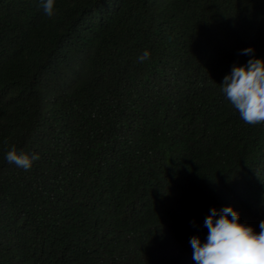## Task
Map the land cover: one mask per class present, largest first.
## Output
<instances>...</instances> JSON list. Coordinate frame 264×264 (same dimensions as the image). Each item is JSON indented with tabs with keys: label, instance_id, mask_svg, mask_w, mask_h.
<instances>
[{
	"label": "trees",
	"instance_id": "16d2710c",
	"mask_svg": "<svg viewBox=\"0 0 264 264\" xmlns=\"http://www.w3.org/2000/svg\"><path fill=\"white\" fill-rule=\"evenodd\" d=\"M0 264H264V0H0Z\"/></svg>",
	"mask_w": 264,
	"mask_h": 264
}]
</instances>
